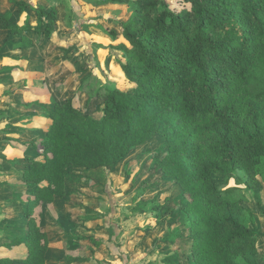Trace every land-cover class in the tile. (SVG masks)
<instances>
[{"label":"trees","instance_id":"obj_1","mask_svg":"<svg viewBox=\"0 0 264 264\" xmlns=\"http://www.w3.org/2000/svg\"><path fill=\"white\" fill-rule=\"evenodd\" d=\"M9 1L29 7L38 21L35 31L53 37L57 14L52 6ZM181 2L182 9L174 11L164 0H98L131 6L133 16L121 31L125 43L118 46L128 87L105 86L95 109L99 117L86 115L73 98L55 104L40 140L43 160H31L23 172L33 185L24 211L27 254L1 257L0 264H46L49 239L37 208L64 197L68 170L113 169L158 133L167 144L159 168L175 181L188 219L182 235L172 218L166 240L174 244L185 236L184 255L192 264L260 263L258 234L251 227L255 215L245 190L264 216V0ZM0 29L21 36L20 46L30 47L22 34L32 29L29 17L20 24L9 11H0ZM106 31L117 38L114 30ZM217 175L226 178L216 184ZM150 207L156 212L160 206ZM101 243L83 237L78 253H67L65 262L89 261ZM179 258L178 252L168 254L164 264Z\"/></svg>","mask_w":264,"mask_h":264},{"label":"rangeland","instance_id":"obj_2","mask_svg":"<svg viewBox=\"0 0 264 264\" xmlns=\"http://www.w3.org/2000/svg\"><path fill=\"white\" fill-rule=\"evenodd\" d=\"M26 1L52 6L57 21L53 37L46 38L35 31L38 21L29 7L20 9L0 0V11H9L20 24L29 17L32 25L22 32L30 39L29 48L20 46L21 36L0 29V241L8 235L24 244V211L33 185L23 172L31 160H43L40 140L50 124V112L56 103L73 98L86 115L99 117L95 109L102 104L105 86L114 82L121 89L128 87L118 64L122 56L118 46L125 43L122 27L133 16L127 3ZM164 1L174 11L184 5L181 0ZM106 30H114L117 38L112 40ZM70 47L75 49L66 51ZM166 153L165 137L158 133L113 169H69L64 197L37 208L49 239L45 263L67 264L66 254L76 255L82 238L92 236L102 240L97 255L72 264H164L174 252L180 254L175 264H192L184 255L185 236L174 244L166 240L172 218L182 235L188 224L185 199L159 168ZM225 178L217 175L213 181L220 184ZM245 194L255 215L251 227L258 234L259 264H264V216L258 213L252 192ZM157 204L159 210L152 211L150 206Z\"/></svg>","mask_w":264,"mask_h":264},{"label":"crops","instance_id":"obj_3","mask_svg":"<svg viewBox=\"0 0 264 264\" xmlns=\"http://www.w3.org/2000/svg\"><path fill=\"white\" fill-rule=\"evenodd\" d=\"M8 236V235H7ZM3 237L1 238L0 244L4 242H8L11 240H18V238L12 237ZM19 241V240H18ZM24 241H19V244L11 246L10 248L0 246V258L1 257H8V258H19V257H24L27 254V248H23L24 246Z\"/></svg>","mask_w":264,"mask_h":264}]
</instances>
